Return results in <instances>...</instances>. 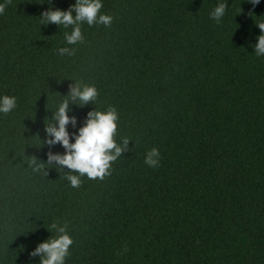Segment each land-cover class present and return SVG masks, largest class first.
<instances>
[{
    "label": "trees",
    "instance_id": "16d2710c",
    "mask_svg": "<svg viewBox=\"0 0 264 264\" xmlns=\"http://www.w3.org/2000/svg\"><path fill=\"white\" fill-rule=\"evenodd\" d=\"M75 3L7 0L0 14V95L17 98L0 114V264H39L31 253L54 222L74 240L66 264H264V0H103L111 26L85 23L67 45L71 27L39 18ZM75 81L99 95L70 105L69 132L114 106L115 139L131 141L111 175L78 188L66 167L28 166L65 152L45 128ZM152 148L157 168L144 162Z\"/></svg>",
    "mask_w": 264,
    "mask_h": 264
},
{
    "label": "clouds",
    "instance_id": "9594fccd",
    "mask_svg": "<svg viewBox=\"0 0 264 264\" xmlns=\"http://www.w3.org/2000/svg\"><path fill=\"white\" fill-rule=\"evenodd\" d=\"M256 6L261 0H248ZM7 0L0 3V14H3ZM103 0H76L67 11L49 7L39 18L43 24L63 25L65 28L71 27L70 33H65L67 45L82 43L84 36L81 25L93 26L96 24L110 27L113 16L103 14ZM228 9L227 2L218 3L210 13V19L219 23ZM257 24V23H256ZM261 30V35L254 45V53L258 57H264V22L257 24ZM60 56L74 55L75 49L61 47L57 50ZM98 90L94 85L81 84L75 81L70 86L69 94L53 110L51 123H46L45 132L48 137L46 144L49 149L60 145L65 149L63 154L48 152L47 162H42L36 157L30 158L29 167L35 172L43 171L48 176L45 165L64 171L70 169L66 179L74 188L81 184V177L87 176L89 179H104L111 175L112 164L120 158L124 152L129 150L130 140L124 138L121 143H117L115 137L118 131L119 113L114 106H110L104 111H90L82 127L78 132H69V125L73 128L78 126V118L70 115L72 109L70 105L85 107L94 104L98 99ZM17 107L15 96L0 95V114L8 115ZM39 137V136H37ZM40 139V138H39ZM41 141V139H40ZM43 143V142H42ZM161 154L158 148H152L145 156V164L149 167L157 168L160 165ZM51 228L55 230L56 236L40 243L31 253L33 258L39 257V264H66V260L71 256V247L74 240L68 232L67 225L52 223ZM49 231V230H48ZM50 232V231H49ZM51 233V232H50ZM126 251V249H125Z\"/></svg>",
    "mask_w": 264,
    "mask_h": 264
}]
</instances>
